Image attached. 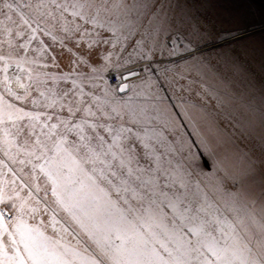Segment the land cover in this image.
Segmentation results:
<instances>
[{
	"label": "snow or ice",
	"instance_id": "1",
	"mask_svg": "<svg viewBox=\"0 0 264 264\" xmlns=\"http://www.w3.org/2000/svg\"><path fill=\"white\" fill-rule=\"evenodd\" d=\"M189 5L190 0H25L14 7L0 0L7 22L3 30L16 26L9 35L32 41L36 33L62 34L88 56L92 73L98 75L97 66H103L111 81L97 83L84 73L76 85L70 70L73 85L55 91L50 106L39 105L50 107V114H26L27 122L17 126L22 146L32 148L29 154L39 162L32 165L33 173L43 174L57 205L95 245L82 264H264V194L256 197L246 187L247 173L257 166L264 170V143L259 154L250 150L245 157L250 168L238 169L229 154L213 153L218 172L238 177L226 183L223 203L214 206L191 177L201 146L208 148L215 138L209 131L206 139L189 142L175 133L173 116L182 126L203 131L206 113L196 101L203 99L209 69L215 71L203 56L212 35L210 22ZM16 9L24 13L18 20ZM92 36L95 43L89 44L86 38ZM4 43L8 47L0 60L24 49L21 43ZM100 45H110L103 56ZM240 67L233 61L231 71L239 75ZM145 72L155 75L145 78ZM21 87L28 91L32 85ZM232 92L225 99L233 103V119L252 123L257 119L254 96ZM260 112L264 126V108ZM0 123L9 121L0 117ZM7 207L9 213L0 211V217L10 218L13 206ZM30 232L21 218L8 234L11 247L4 249L0 264H50Z\"/></svg>",
	"mask_w": 264,
	"mask_h": 264
},
{
	"label": "rangeland",
	"instance_id": "2",
	"mask_svg": "<svg viewBox=\"0 0 264 264\" xmlns=\"http://www.w3.org/2000/svg\"><path fill=\"white\" fill-rule=\"evenodd\" d=\"M8 2L15 7L17 3L23 5L25 0ZM189 7L210 22L212 35L203 56L211 62L215 71L209 69L207 88L201 89L203 99L196 101L203 105L206 113L203 131L197 133L191 126H182V121L175 116L173 120L175 133L189 142L206 139L209 131L215 138V143L208 148L201 146L203 157L201 154L196 157L198 167L196 175L191 177L192 183L198 185L201 193L215 206L218 201L223 203L226 183H235L238 177H227L222 170L218 172V157L213 153L220 156L229 154L236 160L238 169L250 168L251 165L245 161V157L250 155V150L259 154V148L264 143V126L259 123L260 109L264 108V104L259 103L264 98V0H190ZM16 12L17 16L14 18L17 20L24 15L19 9ZM6 23L0 15V52L8 47L4 41L24 44V49L19 56L0 60V117L9 121L7 125L0 123V211L9 213L7 205L13 206L10 218L0 217V259H3L4 249L11 247L8 242L13 237L8 234L15 232L22 218L23 223L31 229L30 236L42 258L50 264H58L61 259L82 264L83 259L93 256L95 245L84 231L72 224L67 213L57 205L43 174L38 170L33 173L32 165L39 162L29 154L32 148L22 146L23 139L17 136V126L27 122L26 114H50V107L45 110L39 105L46 102L50 106L55 91L73 85V81L68 79L70 70L77 77L74 81L76 85L81 84L84 73H88L90 78L94 77L97 83H109L106 79L108 73L103 66H97L98 75L92 73L88 56L80 55L77 48L62 39V34L44 36L36 33L37 40L27 41L21 38L15 43L14 37L8 33L16 26L9 25L8 32H5L3 29ZM86 39L92 44L96 37ZM99 47L103 56V49L110 45ZM197 59H200L199 54ZM233 61H238L241 65L237 70L239 75L231 71ZM154 67L159 70L162 65L157 64ZM154 75L148 72L144 74L145 78H152ZM37 80L42 83L37 85ZM88 82L84 81L85 84ZM21 85L32 87L25 91ZM233 89L239 90L245 96H254L257 119L252 123L238 122L239 118L233 119V103L231 99H225V94L229 97L233 95ZM39 92H44L45 95L39 96ZM55 99L59 100V97ZM173 100L180 105L175 96ZM33 101L36 107L33 106ZM168 104L165 101V108H168ZM20 109L23 111H19ZM180 110L183 111V106H180ZM193 151L196 152L197 149L193 148ZM141 162L145 163L143 160ZM252 163L258 165L259 161L253 160ZM247 175L251 179L247 181L246 187L256 197L264 194V170L257 166ZM14 238L19 242L20 234L17 233ZM20 248H23V244H20ZM8 255L11 256L12 252L9 251Z\"/></svg>",
	"mask_w": 264,
	"mask_h": 264
},
{
	"label": "water",
	"instance_id": "3",
	"mask_svg": "<svg viewBox=\"0 0 264 264\" xmlns=\"http://www.w3.org/2000/svg\"><path fill=\"white\" fill-rule=\"evenodd\" d=\"M145 74V73H144ZM135 79V78H134ZM201 155H202V157H203V154H202V152H201ZM204 161H205V163H206V165L208 166L209 164H208V162L204 159Z\"/></svg>",
	"mask_w": 264,
	"mask_h": 264
},
{
	"label": "crops",
	"instance_id": "4",
	"mask_svg": "<svg viewBox=\"0 0 264 264\" xmlns=\"http://www.w3.org/2000/svg\"><path fill=\"white\" fill-rule=\"evenodd\" d=\"M14 39H15V40H13V42H15V43H16L18 40H17L15 37H14Z\"/></svg>",
	"mask_w": 264,
	"mask_h": 264
},
{
	"label": "built area",
	"instance_id": "5",
	"mask_svg": "<svg viewBox=\"0 0 264 264\" xmlns=\"http://www.w3.org/2000/svg\"><path fill=\"white\" fill-rule=\"evenodd\" d=\"M109 81V83H111V81L110 80H108Z\"/></svg>",
	"mask_w": 264,
	"mask_h": 264
}]
</instances>
